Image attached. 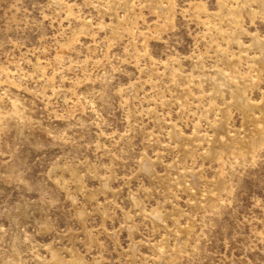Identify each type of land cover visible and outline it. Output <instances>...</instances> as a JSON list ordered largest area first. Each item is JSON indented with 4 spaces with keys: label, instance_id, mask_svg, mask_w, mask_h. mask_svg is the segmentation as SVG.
<instances>
[{
    "label": "rangeland",
    "instance_id": "rangeland-1",
    "mask_svg": "<svg viewBox=\"0 0 264 264\" xmlns=\"http://www.w3.org/2000/svg\"><path fill=\"white\" fill-rule=\"evenodd\" d=\"M0 264H264V0H0Z\"/></svg>",
    "mask_w": 264,
    "mask_h": 264
}]
</instances>
